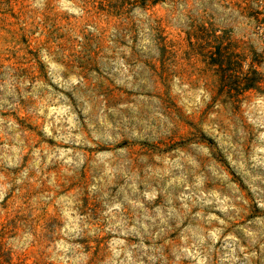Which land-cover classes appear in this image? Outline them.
I'll return each instance as SVG.
<instances>
[{"label": "rangeland", "instance_id": "rangeland-1", "mask_svg": "<svg viewBox=\"0 0 264 264\" xmlns=\"http://www.w3.org/2000/svg\"><path fill=\"white\" fill-rule=\"evenodd\" d=\"M0 264H264V0H0Z\"/></svg>", "mask_w": 264, "mask_h": 264}, {"label": "trees", "instance_id": "trees-1", "mask_svg": "<svg viewBox=\"0 0 264 264\" xmlns=\"http://www.w3.org/2000/svg\"><path fill=\"white\" fill-rule=\"evenodd\" d=\"M215 38H217L218 36H214ZM218 53V55H219V57H221V59H223V60H225V57H224V55L222 54V55H220V52L218 51V52H211V58L213 59V60H218V62H221V60L220 59H218V58H216V59H214L213 57H215L214 55L215 54H217ZM249 74V75H248ZM256 81H257V71H256V69L255 68H253V67H251L249 70H248V72H246L245 74H243V78H242V80L240 81V86H241V89H243V90H247V89H249V88H252L254 85H255V83H256Z\"/></svg>", "mask_w": 264, "mask_h": 264}]
</instances>
